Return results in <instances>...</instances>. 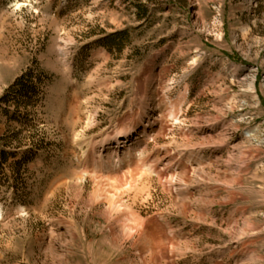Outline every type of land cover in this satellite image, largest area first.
Wrapping results in <instances>:
<instances>
[{"label": "rangeland", "instance_id": "rangeland-1", "mask_svg": "<svg viewBox=\"0 0 264 264\" xmlns=\"http://www.w3.org/2000/svg\"><path fill=\"white\" fill-rule=\"evenodd\" d=\"M147 103L176 186L120 246L78 157ZM0 139V264H264V0H0Z\"/></svg>", "mask_w": 264, "mask_h": 264}, {"label": "bare ground", "instance_id": "bare-ground-1", "mask_svg": "<svg viewBox=\"0 0 264 264\" xmlns=\"http://www.w3.org/2000/svg\"><path fill=\"white\" fill-rule=\"evenodd\" d=\"M149 108L148 103L139 107L134 111L130 124L108 134L99 146L93 145L89 152L78 157L79 167L82 169L78 179L82 183L85 180L93 182L94 190L89 207L93 211L101 209L94 213L95 216L108 224L110 235L120 246L136 236L142 240L150 235V223L135 216L131 218L133 216L129 211L132 204L129 205L128 202L132 200L136 203L144 195L145 201L151 199L154 190L151 180L154 176L166 192H171L176 186L172 156L167 157L166 153L157 152L156 163L153 164L152 156L144 155L148 149L147 140L162 136L167 123L166 117L147 123ZM151 131L155 132L154 137ZM178 162L183 165V162ZM185 170L184 168L176 173L184 182L187 178Z\"/></svg>", "mask_w": 264, "mask_h": 264}, {"label": "trees", "instance_id": "trees-1", "mask_svg": "<svg viewBox=\"0 0 264 264\" xmlns=\"http://www.w3.org/2000/svg\"><path fill=\"white\" fill-rule=\"evenodd\" d=\"M125 39V33H118L114 36H111L108 39V42H113V41H123ZM32 85L29 83L26 77L20 79L17 84L16 88L22 99L24 98H29L31 91ZM11 156H15L14 154L10 153L7 151L6 147L1 144V139H0V171L5 168L6 165L9 164ZM16 165H20V163H17Z\"/></svg>", "mask_w": 264, "mask_h": 264}]
</instances>
